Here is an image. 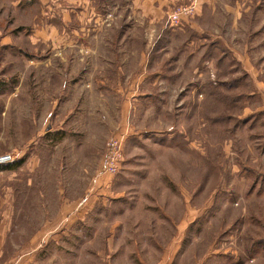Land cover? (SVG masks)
Instances as JSON below:
<instances>
[{
    "label": "rangeland",
    "instance_id": "obj_1",
    "mask_svg": "<svg viewBox=\"0 0 264 264\" xmlns=\"http://www.w3.org/2000/svg\"><path fill=\"white\" fill-rule=\"evenodd\" d=\"M212 4L198 23L218 38L201 48L197 31L161 32L111 5L99 23L77 19L66 46L62 24L63 38L46 36L54 11L0 4V157L13 159L0 166V223L11 263L264 264V0ZM158 49L178 70L165 100L114 92L107 67L131 77L156 65ZM97 65L99 105L72 107L79 68ZM122 129L132 137L121 171L101 176L105 144Z\"/></svg>",
    "mask_w": 264,
    "mask_h": 264
},
{
    "label": "crops",
    "instance_id": "obj_2",
    "mask_svg": "<svg viewBox=\"0 0 264 264\" xmlns=\"http://www.w3.org/2000/svg\"><path fill=\"white\" fill-rule=\"evenodd\" d=\"M192 2L197 4V15L188 25H185L182 28H178V31H192L194 33L197 31L199 32V37L203 43L200 45V48L206 45L211 46L213 44L212 42L217 40V35L214 33L203 32V29L200 28L198 22H200L205 11L215 8L212 4V0H113L110 3H108V0H0V4L6 3L9 6L11 4L14 10L54 11L53 13L50 12V17L55 20V23L49 22L48 33L45 34L46 36H49L51 41H58V39L63 38V36L60 35L61 32H59V30L57 29V25L62 24V26H65V30L67 31L64 35V37L66 38V46L68 45L67 43L70 42L68 40H70V34H72L73 31L71 27L75 25V22H77V19L79 18H81L83 21L82 25L87 27L92 22H95V24L99 23L102 20L101 18L103 17V15L105 16L106 9H129L134 14L142 16L144 19H146L149 25L152 24L161 27V32H173L175 31V29L172 30L165 27L169 11L175 5H188ZM108 5H111V8H109ZM4 8L6 7L4 6ZM57 10H65V12L59 14ZM77 10L82 11L81 14L76 12ZM152 25H150V27H152ZM154 29L158 30L156 28ZM39 34L40 36L42 35V33ZM170 35H172V33L165 35L167 36V41ZM193 46L194 43H188L187 47L185 44V48L187 49L189 56L202 58V54L198 53L197 55H195ZM159 50L160 49H158V51H156L155 53L158 58H160L156 62V65L149 66V63L147 61L143 66L141 64L140 68H138L137 71L135 70L131 77H128L127 75L132 73V71H128L124 65L123 68L119 66L117 68L114 67L113 70L111 67H107V73L110 75L108 77V81L109 83L111 82V86L113 85L112 89L114 90V92L117 91L118 94L120 93L119 95L122 97L125 96L126 92V101H134L131 103H136V101L137 103L141 101H151L153 104H157V102H159L160 100H165L166 95L160 92L164 90L163 86H165V89L172 86L173 83L171 82L174 79V76H176L178 70L175 65L171 64V62L173 63L172 59L174 60V62H176V57H171L172 59H168V57H165L166 53H163L165 51H162V49L160 51ZM134 53L135 51H132L130 49H128V51H124V54L126 55L132 56ZM140 55L143 57L142 53ZM120 58H122V56H120ZM208 66L211 67L210 64ZM95 68L96 69L91 72H89L85 67L79 68L81 76L78 78L79 85L76 87L75 92L73 91V96H71L72 99L70 104H72V107L77 106L80 103L81 105L86 106L87 104H90V100L95 101L96 104L99 105L102 97L101 91H105L104 89H106L107 87H103L104 83L101 84V81L91 82L90 74L101 73V71L105 70V68L99 67L98 65L95 66ZM75 84H77V82ZM260 88L263 87L260 86ZM79 90H88V98H79L77 96ZM261 94L264 98V93ZM85 95H87V93ZM252 95H254V93H252L251 96ZM126 101L124 100L123 103H127ZM75 115L77 114L72 111V113H68L67 119L76 120ZM122 131H124V129H122ZM122 131L119 133H121V135L125 134V143L127 140V142H129V138H131L132 135H129V133L125 132L126 130L124 132ZM147 181H150V179H147ZM4 224L6 225L7 222H5ZM4 224L3 222L0 223V264H13V261L12 263L10 262L8 253L4 248ZM7 225H9V223ZM24 257H21L18 264H25L24 261H26L27 259L25 258V260H23ZM143 263L148 264L146 262Z\"/></svg>",
    "mask_w": 264,
    "mask_h": 264
},
{
    "label": "built area",
    "instance_id": "obj_3",
    "mask_svg": "<svg viewBox=\"0 0 264 264\" xmlns=\"http://www.w3.org/2000/svg\"><path fill=\"white\" fill-rule=\"evenodd\" d=\"M197 4L175 5L168 13L165 27L167 29H178L188 25L195 17ZM125 134L114 136L105 144L104 161L101 176L114 178L121 171L123 164V140ZM13 161L10 155L0 157V166Z\"/></svg>",
    "mask_w": 264,
    "mask_h": 264
}]
</instances>
